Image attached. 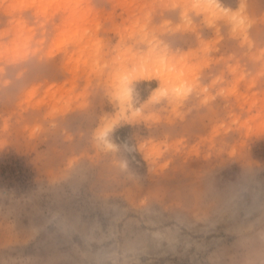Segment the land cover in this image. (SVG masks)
Masks as SVG:
<instances>
[{"label": "clouds", "instance_id": "1", "mask_svg": "<svg viewBox=\"0 0 264 264\" xmlns=\"http://www.w3.org/2000/svg\"><path fill=\"white\" fill-rule=\"evenodd\" d=\"M261 142L264 0H0V264H264Z\"/></svg>", "mask_w": 264, "mask_h": 264}, {"label": "rangeland", "instance_id": "2", "mask_svg": "<svg viewBox=\"0 0 264 264\" xmlns=\"http://www.w3.org/2000/svg\"><path fill=\"white\" fill-rule=\"evenodd\" d=\"M253 154L254 156L264 158V142L259 143L257 146L253 148ZM16 167V175L14 179L18 181L21 187L27 188L30 186L31 178L33 176V173L26 167L23 166V162H17L14 165ZM238 169L236 167H233L231 170L226 171L222 174V179H232L234 178L236 172ZM30 218L29 217H22L20 221V227L24 228L28 225ZM219 235H223V232H221ZM42 241L45 240V237L40 238ZM24 251L32 252L34 251L33 245H29Z\"/></svg>", "mask_w": 264, "mask_h": 264}]
</instances>
